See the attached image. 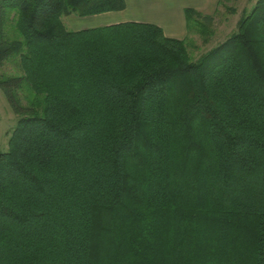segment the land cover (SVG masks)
Masks as SVG:
<instances>
[{"label":"trees","instance_id":"trees-1","mask_svg":"<svg viewBox=\"0 0 264 264\" xmlns=\"http://www.w3.org/2000/svg\"><path fill=\"white\" fill-rule=\"evenodd\" d=\"M125 6L0 0V264H264V0L198 60L153 23L63 22Z\"/></svg>","mask_w":264,"mask_h":264},{"label":"crops","instance_id":"crops-1","mask_svg":"<svg viewBox=\"0 0 264 264\" xmlns=\"http://www.w3.org/2000/svg\"><path fill=\"white\" fill-rule=\"evenodd\" d=\"M122 10L110 11L92 16L81 17L70 14L63 17L67 28L80 30L126 21L156 24L164 30L166 36L184 39L188 28L185 11L195 9L204 15H215L220 0H125Z\"/></svg>","mask_w":264,"mask_h":264},{"label":"rangeland","instance_id":"rangeland-1","mask_svg":"<svg viewBox=\"0 0 264 264\" xmlns=\"http://www.w3.org/2000/svg\"><path fill=\"white\" fill-rule=\"evenodd\" d=\"M256 2L257 0L220 1L218 10L213 17L214 21L209 29L211 34L205 39L194 28L188 30L187 36L184 38L188 44L192 60H198L204 53L223 42L236 31L241 17L250 13ZM0 71L5 75H14L20 72L15 59L7 61ZM22 101L26 103L24 97ZM18 118L19 115L14 111L0 86V152L9 149V140L17 125Z\"/></svg>","mask_w":264,"mask_h":264}]
</instances>
